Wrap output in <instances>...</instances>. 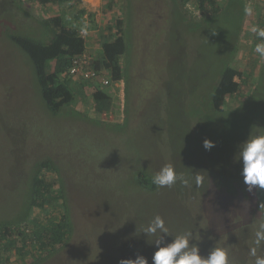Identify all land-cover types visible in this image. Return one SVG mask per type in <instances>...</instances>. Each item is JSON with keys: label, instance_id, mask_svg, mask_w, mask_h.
Instances as JSON below:
<instances>
[{"label": "rangeland", "instance_id": "rangeland-1", "mask_svg": "<svg viewBox=\"0 0 264 264\" xmlns=\"http://www.w3.org/2000/svg\"><path fill=\"white\" fill-rule=\"evenodd\" d=\"M87 1L59 4L65 20L87 10L90 18L103 19L100 29L106 18L124 19L123 80L115 91L109 89L113 110L101 115L94 111L93 83L81 96L82 82L73 80L76 102L54 116L31 60L9 36L47 41L40 22L59 6L49 10L41 0H0V220L17 222L26 214L35 167L50 159L57 172L51 166L43 176L62 177L55 190L65 191L72 222L64 247L46 260L41 252L34 262L25 257L24 264H119L140 258L152 264L157 242L178 237L189 242L182 253L195 250L206 259L220 247L230 264H255L264 258V240L256 235L264 225V190H247L237 156L242 142L264 135V59L254 51L260 40L252 31L264 27V1L255 6L251 0H215L213 14L215 3L202 6L201 0H112L113 14L107 16L104 0H90L88 6ZM86 30L88 51L96 59L99 32L96 25ZM53 66L47 65L48 71ZM227 67L241 72L242 87L217 112L212 94ZM205 139L214 142L212 149L205 150ZM165 165L189 184L150 190L136 184L138 171L154 175ZM196 175L203 177L200 185ZM44 215L32 212L42 223ZM157 215L167 232L146 230ZM14 252L9 264H23Z\"/></svg>", "mask_w": 264, "mask_h": 264}, {"label": "trees", "instance_id": "trees-1", "mask_svg": "<svg viewBox=\"0 0 264 264\" xmlns=\"http://www.w3.org/2000/svg\"><path fill=\"white\" fill-rule=\"evenodd\" d=\"M104 1L103 16L113 14L114 2L112 0ZM181 1L189 3L194 0ZM59 2L60 0H41V4L48 7L49 10L55 5L59 6L58 12H53L40 22L49 38L47 41H39L25 35L13 34L9 36L11 42L17 45L31 60L43 102L46 109L54 116L76 102V92L72 87L74 79L69 71L73 59L84 54L88 49L87 41L82 35L83 30H79L65 21L63 16L65 7ZM80 2V0H74L71 5L80 4ZM204 2L213 4L216 1L201 0V5ZM218 6L215 3L213 14L217 13ZM84 13L86 14V11ZM88 30H93V28L89 27ZM124 30V19L106 18L99 33L100 37H98L101 44L100 56L95 59L94 55L88 51V55L92 58L93 68L112 80L110 87L96 89L93 93L94 111L97 115L107 114L113 110L114 101L109 89L115 91L113 87L117 82L123 80V57L127 52ZM50 63L54 64L52 72L47 68ZM240 77H242L241 72L234 67H227L224 70L215 90H212V110L217 112L222 110L227 100L226 97L233 96L240 91L242 87L238 80ZM81 82L77 93L86 96L84 89L89 82L86 80H81ZM51 166L54 170L57 169L50 159H44L43 162L37 163L28 187V201L24 210L26 214L21 216L17 222L0 220V264L11 263L15 254L14 250L20 255L19 259L23 264L25 257H31L30 261L34 262V257L39 252L44 254V260H46L48 255L56 253L70 240L72 222L69 217L66 193L63 189L55 190V186L63 185L62 177L56 174L46 178V173L43 176V170L45 172ZM136 174L137 185L148 190L157 187L152 184L153 174L150 172L138 171ZM35 209L45 213L46 220L43 223L32 216ZM56 209L59 210L58 214L50 218L49 214ZM48 216L49 218H47ZM26 264H28L27 260Z\"/></svg>", "mask_w": 264, "mask_h": 264}, {"label": "clouds", "instance_id": "clouds-1", "mask_svg": "<svg viewBox=\"0 0 264 264\" xmlns=\"http://www.w3.org/2000/svg\"><path fill=\"white\" fill-rule=\"evenodd\" d=\"M251 11V8H245L246 14H251ZM252 31L260 40L259 43H256L254 51L264 59V27H253ZM203 147L205 150H210L214 147V142L205 139L203 141ZM237 159L242 160L241 175L243 176V183L247 186V190L249 192L253 188L264 190V135H251L247 140L242 142ZM202 180V176H195L197 185H200ZM177 182L187 186L189 179L183 174L177 173L171 165H165L152 177V184L158 188H170ZM260 228L261 230L256 233L258 242L259 240H264V225H261ZM157 229L167 232L165 222L159 215L154 217L146 230L155 233ZM188 245V239L184 237H178L172 240V242L163 245L159 244L158 241L156 246L157 250L152 256V264H230L227 251L224 248H214L205 259L195 250L182 253V250L188 248ZM119 264H148V262L144 258L135 261L122 259ZM255 264H264V258L257 257Z\"/></svg>", "mask_w": 264, "mask_h": 264}, {"label": "built area", "instance_id": "built-area-1", "mask_svg": "<svg viewBox=\"0 0 264 264\" xmlns=\"http://www.w3.org/2000/svg\"><path fill=\"white\" fill-rule=\"evenodd\" d=\"M84 2L86 0H83ZM82 35L85 38L86 33L82 31ZM87 51L74 58L70 68V75L74 80H86L92 82L95 89L110 87L112 81L108 76L102 74V72L96 71L92 66V58L88 55ZM116 86H119V82L116 83Z\"/></svg>", "mask_w": 264, "mask_h": 264}, {"label": "crops", "instance_id": "crops-1", "mask_svg": "<svg viewBox=\"0 0 264 264\" xmlns=\"http://www.w3.org/2000/svg\"><path fill=\"white\" fill-rule=\"evenodd\" d=\"M88 1L90 2V0H88ZM88 1L85 3V5H87ZM251 1L254 2L255 6H257L259 3H262L264 0L263 1H261V0H251ZM81 2H82V0H81ZM86 9H88V8L86 7ZM85 11H86V14L84 13ZM85 11H82L78 16H74L73 15V17H72L73 21L69 20V19H66L65 21H67L69 25L72 24L71 26L76 27L79 30H83V32L86 33V31H87L86 29H88L90 27V26L87 27L88 19L90 18V14L87 12V10H85ZM88 11H90V10H88ZM82 14H84V15L82 16ZM101 21H103V19L99 18V17H96L95 15H92L90 20H89V22L93 23L92 24V28H94V26L96 25V31L99 32V33L101 32V29H100V22ZM75 22H81V25L77 26V25L74 24ZM84 28H86V29H84Z\"/></svg>", "mask_w": 264, "mask_h": 264}]
</instances>
